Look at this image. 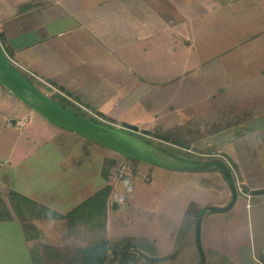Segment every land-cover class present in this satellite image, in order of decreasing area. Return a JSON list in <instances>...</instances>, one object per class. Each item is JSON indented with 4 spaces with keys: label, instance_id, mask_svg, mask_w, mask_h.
<instances>
[{
    "label": "rangeland",
    "instance_id": "374dc122",
    "mask_svg": "<svg viewBox=\"0 0 264 264\" xmlns=\"http://www.w3.org/2000/svg\"><path fill=\"white\" fill-rule=\"evenodd\" d=\"M119 1L112 0L107 4L114 6L129 2ZM84 3L89 7L97 5L94 0H84ZM137 4L148 15L143 19L152 21L151 32L155 40L148 42L151 44L153 41L151 45L154 48L152 46L153 51L144 50L146 53L128 49L130 52L125 56L132 52L131 58L135 62L132 63L155 83V92L163 93V96L144 98L140 105L151 108L147 106L150 103L159 110L163 107L174 112L177 104H184L187 120L185 130H180L178 126L157 125L148 121L147 108V114L142 115V119L149 123L134 125L137 129L132 132L151 138L154 145L168 151L180 148L198 154L197 151L205 150L207 152L202 153L203 156H198L200 153L196 156L215 157L220 163H223L221 159H227L231 180L249 195L242 197L237 194L234 204L224 211L205 210L200 219L199 245L193 221H185L183 214L189 208L199 211L207 206L229 204L231 193L219 170L174 171L140 161L134 174L121 178L116 171L127 162L123 156L82 134L51 124L1 85L0 123L6 122L11 126L15 121L16 132L13 134L4 129L0 134L4 133L3 139L11 138V134L12 138L20 134L21 138L29 140V143H25L27 150L49 139L58 152L67 156L63 164L69 167L68 171L74 172L72 175L63 169L57 172L58 192L62 197H68L66 189L73 184L72 179L79 181V187L82 182L85 183L87 195L92 194L102 183L99 175L102 159L107 157L117 161L118 165L112 167L105 178L113 186L108 202L105 236L117 251L127 253L125 257L130 258H125L126 263L197 264L202 259L200 247L207 262L260 264L264 244L259 245V241L264 212L253 205L255 200L250 198L247 184V190L244 189L242 179L250 184L264 183V176H259V172L255 171L257 161L250 159L253 156H247V160L253 162L247 166L243 160L246 156L244 148L249 147L250 139L253 141L259 136L264 137V113H259L256 118V114L251 112L246 125L256 130L236 143L235 148L240 149L236 150L238 157L209 149L224 147L220 146L224 144L219 139H224L225 135L217 134L220 129L216 128L228 125L231 116L225 118L226 111L233 108L232 111L236 112L256 102L260 108L264 105V0H138ZM166 25L169 26L168 30H165ZM173 44L178 48L179 55L171 54ZM144 46L148 47L147 44ZM33 78L34 85L48 96L66 97L85 110L91 109L88 104H83L85 101L79 96L74 98L65 90L51 88L52 80L43 82L37 77ZM157 81H162L159 87ZM238 94L246 96V100L239 99ZM95 109L93 107L92 111ZM21 118L27 119L25 125H19ZM97 118L108 122L100 115ZM119 122L120 127L124 128V122ZM258 129L260 134L256 132ZM229 146L231 142L228 141L226 149ZM213 153L221 154L224 158L213 156ZM252 193L254 198L258 196ZM31 225L38 229L40 235L34 243L52 245L50 249L57 255L62 248H66L65 245L56 246L59 240L72 237L73 243L69 247L77 250L83 248L91 236H95L92 231L85 236H66L68 228L65 220L58 222L47 219L35 224L32 222ZM3 238L4 246L22 248V243L17 241L12 230ZM251 238L255 239V243H251ZM59 254L62 255L61 252ZM72 259L75 264H80V256ZM125 259L115 260L118 264H125Z\"/></svg>",
    "mask_w": 264,
    "mask_h": 264
},
{
    "label": "crops",
    "instance_id": "0c3cea01",
    "mask_svg": "<svg viewBox=\"0 0 264 264\" xmlns=\"http://www.w3.org/2000/svg\"><path fill=\"white\" fill-rule=\"evenodd\" d=\"M94 1H97V5L93 4L89 7V4L85 5L84 0H0V46L10 60L25 72H30L39 81L52 80L51 88L65 90L74 98L79 96L85 101L83 104H88L91 109L96 108L97 113L110 118L119 125H121L119 121L124 122L123 126L125 124H148L153 121L157 125L163 124L166 127L169 125L171 128L178 126L180 130H185L187 117L184 104H177L174 112L163 107L159 110L150 103L147 106L150 105L151 108L140 105L144 98L163 96V93L158 90L155 92V83L133 64L135 62L131 58L132 52L125 56V53L130 52L128 49L146 53L144 50L153 51L154 48L151 45L153 41L151 44L148 42L155 40L151 32L152 21L143 19L148 15L138 8V0H129L125 4H114V6L107 4L112 0ZM168 29L169 26L166 25L165 30ZM175 47V45L172 47V52L167 47L173 56L180 53ZM156 84L159 87L162 81H157ZM237 97L243 101L246 100V96H241V94ZM147 108L150 116L149 122L142 119V115L147 114L145 113ZM232 109L226 111L225 118L231 116L228 118V125L216 128L220 129L217 134L225 135L224 139H219L221 144H224L220 146L224 147H221L222 150L220 147L218 150H209L224 154L231 153L238 157L236 150L240 151V149L235 148L236 143L256 130L246 125V122L250 121L251 112L258 118L259 113H264V105L260 108L256 102L236 112ZM24 119L26 118H21L20 122ZM13 125L8 126L6 122H1L0 132L8 129L14 134L16 132L15 121ZM193 128L195 129L194 126ZM256 132L259 133V129ZM3 134H0V198L6 206L2 204L0 215V264H34L31 248L36 245L35 239L29 241L26 238L23 224L14 216L10 207L9 192L11 190L18 192L61 214L70 211L91 194L87 195L88 193L84 190L85 183L82 182L79 187L77 179H72L73 184L66 189L68 197H62L59 194L57 172L63 169L72 175L74 171H68L69 167L63 164L67 156L58 152L49 143V139L27 150L25 143H29L28 139L21 138L20 134L15 138H12L11 134V138L3 139ZM228 141L231 142V146L226 149ZM249 143V147H245L244 142L245 148H243L246 150V156L243 157L246 162L244 165L247 166L257 161L255 171L263 177L264 137L259 136L253 141L250 139ZM250 154L253 156L250 158L253 162L247 160ZM101 168L102 166L99 168V175L102 179L100 188L107 183L101 175ZM86 179L88 180V177ZM242 180L245 182L244 189L247 190L245 187L247 184L248 192L251 194L250 198L255 200L253 205L258 206L264 212V195L258 194L254 198L255 195L252 193L263 189L264 183L250 184ZM5 208L7 211L4 210ZM37 221L43 220L37 219L32 222L35 224ZM49 221L59 222L61 219H49ZM11 230L17 241L22 243L21 249L4 246L3 237L6 234L9 235ZM252 242L255 243V239L251 238ZM72 243V237L68 236L59 240L56 246L65 245L66 248L60 250L62 255L59 254L60 252L58 255L55 253L56 263L50 264H75L72 258L81 256L82 248L77 250L70 248ZM262 244H264V224L259 241V245ZM39 252L42 253V251ZM263 259L261 264H264Z\"/></svg>",
    "mask_w": 264,
    "mask_h": 264
},
{
    "label": "trees",
    "instance_id": "16d2710c",
    "mask_svg": "<svg viewBox=\"0 0 264 264\" xmlns=\"http://www.w3.org/2000/svg\"><path fill=\"white\" fill-rule=\"evenodd\" d=\"M12 61V60H11ZM14 67L19 71V73L31 84L34 85V76L30 75L29 73L25 72L22 70L20 67H18L14 62L12 61ZM60 91H63L60 89ZM50 97V96H49ZM57 103L61 104L63 107H65L67 110L72 111L76 114L88 117L96 122L103 123L108 126H112L103 120L101 118H97L98 115H100L102 118L107 119L109 122H114L110 118H107L103 116L102 114H99L95 111H92V109H83L80 107L79 104H74L73 101L67 100L65 97H60L57 96L50 97ZM87 107V106H86ZM94 112V113H93ZM98 114V115H97ZM97 116V117H96ZM114 127V126H112ZM142 139L145 141L152 143L151 138L144 136V135H139ZM153 144V143H152ZM154 145V144H153ZM158 148L167 151L179 158L190 160V161H205V160H216L215 157L210 158H200L198 156H203L201 155L203 152L197 151L193 152L188 149H177L172 151H168L163 149L162 147L155 145ZM190 149V148H189ZM194 153V154H193ZM195 155V157H194ZM206 156V155H204ZM127 162H124L130 169L132 174L136 172V165L140 160L137 159H130V158H125ZM222 162L225 164L227 167V170L230 174V168H228V164L224 159H221ZM118 165L117 161H115L113 158L109 159L106 158L103 161L102 168H101V175L103 178H106V176L111 172L112 167H116ZM215 170H219L218 168H215ZM220 171V170H219ZM118 174V172L116 171ZM230 177L232 178L231 174ZM233 183L235 182L232 179ZM235 185V184H234ZM236 187V185H235ZM113 190V186L110 183H106L104 186H102L100 189L95 191L93 194H91L89 197L84 199L82 202L77 204L75 207H73L70 211L66 212L65 214H61L55 210H52L44 205H41L28 197L15 192V191H10L9 192V204L14 212V216L21 221L23 224V229L26 235V238L31 241V240H36L40 235L38 229H36L34 226L31 225L33 220L37 219H61L66 221V227L68 228V234H82V236L87 235V233L91 232L95 234V236H91L90 241L82 248L81 251V256H80V264H118L115 259L122 260V258H130L129 256L125 255L127 253H124L123 251H117L113 246H111V243L105 236V230H106V224H107V211H108V202H109V196ZM244 191V190H243ZM236 193H238L237 187H236ZM256 194H261L264 195V188L259 189L255 191ZM2 204H4V207L6 206L5 203L0 198V215L2 213ZM7 211V209H4ZM197 211H193L192 208L186 209L183 216L184 220H190L193 221V225L195 226L196 223V217L198 214ZM205 212V211H204ZM31 228H34L35 231H33ZM143 246V245H141ZM52 245L49 244H36L31 248V253H32V258L34 260V264H50V263H56V256L52 248ZM39 251H42L40 253ZM202 259L199 263L197 264H222L221 262H215V261H206L203 251L199 250ZM125 264L126 259L123 260ZM128 262V259H127Z\"/></svg>",
    "mask_w": 264,
    "mask_h": 264
},
{
    "label": "water",
    "instance_id": "95a60500",
    "mask_svg": "<svg viewBox=\"0 0 264 264\" xmlns=\"http://www.w3.org/2000/svg\"><path fill=\"white\" fill-rule=\"evenodd\" d=\"M0 85L5 87L23 104L34 109L51 124L82 134L125 158L137 159L151 166H159L174 171H200L218 168L230 190L231 199L227 206H207L199 210L195 223V236L198 245L202 213L208 209L224 211L234 204L237 196L236 187L225 164L216 160L197 162L179 158L133 133L132 130L135 131L137 129L134 125L125 124L123 129L116 128L67 110L27 81L14 67L1 46ZM199 250L201 251L200 247ZM263 253L264 248L260 255V264L263 259Z\"/></svg>",
    "mask_w": 264,
    "mask_h": 264
},
{
    "label": "built area",
    "instance_id": "2783aa9c",
    "mask_svg": "<svg viewBox=\"0 0 264 264\" xmlns=\"http://www.w3.org/2000/svg\"><path fill=\"white\" fill-rule=\"evenodd\" d=\"M30 75H31V73L30 72H28ZM104 122H106V123H108V124H110V125H112V126H114V127H116V128H121L120 127V125L119 124H117L116 122L114 123V122H107V121H104ZM26 123V119H24V120H22L21 122H20V125H24ZM215 153H213L212 155L213 156H219L220 158L222 157V158H224V156L223 155H221V154H218V155H214ZM225 159V158H224ZM225 161L228 163V161H227V159H225ZM130 175H132V172H131V169L125 164V163H123L122 165H121V167L119 168V171H118V176H120L121 178L122 177H127V176H130ZM236 187H237V185H236ZM237 190H238V192L240 193V194H242V195H244L245 197H249V195L247 196V193L245 192V191H243V190H241V189H239L238 187H237Z\"/></svg>",
    "mask_w": 264,
    "mask_h": 264
}]
</instances>
